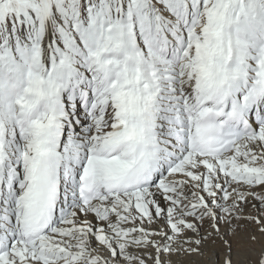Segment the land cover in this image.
<instances>
[{
	"label": "snow or ice",
	"instance_id": "obj_1",
	"mask_svg": "<svg viewBox=\"0 0 264 264\" xmlns=\"http://www.w3.org/2000/svg\"><path fill=\"white\" fill-rule=\"evenodd\" d=\"M0 264H264V0H0Z\"/></svg>",
	"mask_w": 264,
	"mask_h": 264
},
{
	"label": "bare ground",
	"instance_id": "obj_2",
	"mask_svg": "<svg viewBox=\"0 0 264 264\" xmlns=\"http://www.w3.org/2000/svg\"><path fill=\"white\" fill-rule=\"evenodd\" d=\"M196 259H201V258H196ZM203 259L208 260V259H211V257L209 256V257H205Z\"/></svg>",
	"mask_w": 264,
	"mask_h": 264
},
{
	"label": "rangeland",
	"instance_id": "obj_3",
	"mask_svg": "<svg viewBox=\"0 0 264 264\" xmlns=\"http://www.w3.org/2000/svg\"><path fill=\"white\" fill-rule=\"evenodd\" d=\"M203 259V258H202Z\"/></svg>",
	"mask_w": 264,
	"mask_h": 264
}]
</instances>
